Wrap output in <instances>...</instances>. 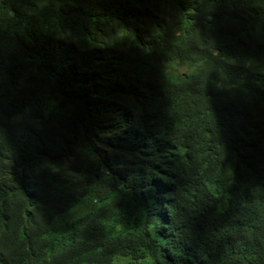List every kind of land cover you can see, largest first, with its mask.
Masks as SVG:
<instances>
[{"label": "trees", "instance_id": "trees-1", "mask_svg": "<svg viewBox=\"0 0 264 264\" xmlns=\"http://www.w3.org/2000/svg\"><path fill=\"white\" fill-rule=\"evenodd\" d=\"M0 264H264V0H0Z\"/></svg>", "mask_w": 264, "mask_h": 264}, {"label": "rangeland", "instance_id": "rangeland-1", "mask_svg": "<svg viewBox=\"0 0 264 264\" xmlns=\"http://www.w3.org/2000/svg\"><path fill=\"white\" fill-rule=\"evenodd\" d=\"M180 71H184V69L182 68V69H180ZM47 104H49L50 107H52V106L54 107V106H55V102L52 101V99L49 98V97H47ZM71 218H74V217L71 216L70 219H71Z\"/></svg>", "mask_w": 264, "mask_h": 264}]
</instances>
